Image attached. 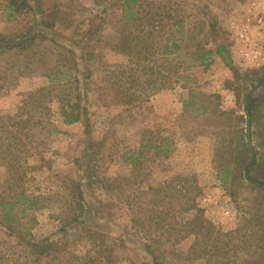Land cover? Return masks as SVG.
<instances>
[{
    "label": "rangeland",
    "instance_id": "374dc122",
    "mask_svg": "<svg viewBox=\"0 0 264 264\" xmlns=\"http://www.w3.org/2000/svg\"><path fill=\"white\" fill-rule=\"evenodd\" d=\"M26 1L0 0V146L45 207L0 226V264H264V0H138L172 19L131 53L123 0Z\"/></svg>",
    "mask_w": 264,
    "mask_h": 264
},
{
    "label": "trees",
    "instance_id": "16d2710c",
    "mask_svg": "<svg viewBox=\"0 0 264 264\" xmlns=\"http://www.w3.org/2000/svg\"><path fill=\"white\" fill-rule=\"evenodd\" d=\"M2 1L3 9L6 13L7 18H13L16 15L21 14L28 7L26 0ZM137 2L138 0H123L122 2V20L129 28L132 29V32H129V35L124 38L123 44L124 49L129 51V53H131V51L134 52V48H137L138 50L142 49L139 47L140 43H142V46L146 50L154 49V44L149 40L153 35L157 36L159 33H161L163 29L169 24V20L171 21L172 19L171 14L165 6L151 4V6H148L147 9L141 10V6H138V8H136ZM212 28L213 26L210 27V31H212ZM27 46L31 45L23 43L22 45H18L17 48ZM10 48L11 46L6 41V37L0 35V51H6ZM178 48L179 46L176 45V42H174V40L170 47L163 46L164 53L166 54L168 49ZM207 53L199 52L198 54H192L191 64L189 65H202L204 57ZM214 53L221 58L225 57L230 62L229 51L224 43L217 44L214 48ZM189 65L187 66L190 67ZM262 70L263 69H260L259 74L257 73V84L259 85L264 84V75L262 76ZM187 78L188 77L186 75H176L177 80H187ZM76 99H79V95H76ZM188 106L189 103H186L185 108H187ZM255 108V100L250 96V94H248L246 96V102L244 107L246 115L248 117H251L255 111ZM78 110V106L75 105L72 106L70 112L63 113L64 120L67 124L77 123L80 121V114L77 113ZM85 113L86 111L82 110V114ZM4 148L5 150L2 149V146H0V159L5 162H8V166L10 168V170H8L10 178L8 180L7 192L5 191L6 193L0 196V226L5 227L10 233H13L14 230L17 229L16 227L19 225L18 220L20 216H23L24 213L27 211H37L43 209L45 206L42 204V198L29 196L25 188L21 186V184H23V179L26 175L25 173L19 174L16 169L17 161L14 160V157L11 156L10 152H7V149L9 150L8 146L5 145ZM251 159V164H248L246 167L247 176L250 174L251 166L254 164V157H251ZM11 168L16 169L15 173L11 172ZM78 207L81 208L82 204H78ZM77 220L78 216H73L72 221L77 222Z\"/></svg>",
    "mask_w": 264,
    "mask_h": 264
}]
</instances>
